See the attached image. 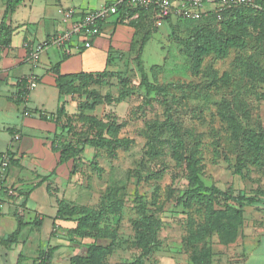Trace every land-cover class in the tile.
I'll use <instances>...</instances> for the list:
<instances>
[{"label":"rangeland","instance_id":"374dc122","mask_svg":"<svg viewBox=\"0 0 264 264\" xmlns=\"http://www.w3.org/2000/svg\"><path fill=\"white\" fill-rule=\"evenodd\" d=\"M244 19L236 30L237 45H211L208 54H201L199 72L176 40L191 37L196 25L177 20L176 28L158 30L155 23L158 31L140 62L132 61L135 52L112 58L106 68L112 77L68 95L76 108L67 104L74 124L65 143L96 134L99 124L105 125L106 136L125 141L120 147H86L69 179L56 186L67 207L78 216L93 213L92 224L114 234L113 241L101 240L112 243V249L97 258L99 264H129L143 254L137 236L145 216H151L155 235L144 264H192L204 249L208 264H242L258 244L264 205L245 208L241 217L229 213L223 220L230 221L229 227L218 230L206 205L182 199L190 186L187 158L192 156L205 185L264 200V157L238 152L237 134L222 117L228 103L239 116L250 117L251 128H264V14L252 11ZM138 65L155 84L171 87L169 103L174 118L183 122V147L168 131L155 137L152 128L165 119V102L145 98ZM241 163L247 167L238 175ZM56 187H50L52 193ZM213 206L227 207L219 201Z\"/></svg>","mask_w":264,"mask_h":264},{"label":"crops","instance_id":"0c3cea01","mask_svg":"<svg viewBox=\"0 0 264 264\" xmlns=\"http://www.w3.org/2000/svg\"><path fill=\"white\" fill-rule=\"evenodd\" d=\"M114 2L24 0L10 16L15 29L12 41L8 47H0V155L8 154L14 161L9 178L18 195L0 196V264H40L41 254L50 249L54 250L52 264H74V257L87 255L89 241L73 234L77 223L59 217L61 197L56 186L69 179L71 162L58 165L60 154L54 148L66 134L60 128L62 123L57 125L56 114L62 102L66 113L71 114L74 110L70 111L67 104L74 108L75 103L68 96L61 97L53 68L58 65L61 75L104 71L112 58L129 55L133 40L140 37L136 35L140 29L130 22L139 26L159 18L153 12L128 17H121V12L112 15L102 21V26L98 24L95 36L82 40L91 42L89 49L83 47L80 38L75 40L79 48L75 43L57 47L50 41L71 25L61 19L59 8L76 9L79 21L89 12L112 7ZM5 8L6 0H0V23ZM177 20L172 17L170 24L176 25ZM170 24L161 20L158 30L164 25L171 29ZM39 48V58H32ZM31 76L38 82L34 89L28 88ZM25 90L28 96L24 100L21 92ZM51 186L56 187V193H52ZM18 216L28 225L17 242L8 244L6 240L18 227ZM257 235L258 244L242 264H264V227L258 229Z\"/></svg>","mask_w":264,"mask_h":264},{"label":"trees","instance_id":"16d2710c","mask_svg":"<svg viewBox=\"0 0 264 264\" xmlns=\"http://www.w3.org/2000/svg\"><path fill=\"white\" fill-rule=\"evenodd\" d=\"M24 0H6V8L3 19L0 23V47H8L11 44L12 36L14 34L15 29L13 28L10 22V16L16 11V9L22 5ZM255 13L259 15L264 14V0H253L251 5L247 6H239L235 7L229 11H227L221 21H217L216 19H205L200 22H192L186 21L182 19L183 22H189L191 24L196 25V31L194 34L189 36V38L183 40L181 38H176L177 42L180 43L183 47H185V52L190 55L192 69L196 70L195 72L200 71V64L202 60V55L209 53L210 46L219 45L220 47L225 48L227 45L233 46L237 45V37L240 35L237 33V28L240 29L243 27V21H245V16L249 14V12ZM122 14L121 17L132 16L136 13L144 14V13H152L156 16L157 13L153 9H144L141 7H132L126 4H121L118 6V13ZM120 17V18H121ZM159 21L165 20L170 24L171 17L166 19H158ZM159 21L155 19H150L146 24H138L130 22V25L139 28L140 31H137V37L132 42V46L129 55L134 53V61L140 62L142 58V52L150 41L153 33L157 31L156 25ZM204 25L200 28V23ZM217 23V26H220L219 30L215 29L212 23ZM103 22H100L101 25ZM214 24V23H213ZM102 26V25H101ZM170 27L176 28V25H171ZM214 28V29H213ZM247 28V25H246ZM143 32V33H141ZM245 32V31H244ZM140 64V63H139ZM138 69L141 76V89L144 92V96L147 100H152L153 96L159 97L165 102V119L163 122L159 124H155L152 128L158 136H162L166 133V131L170 132L172 135V140L176 141V145L183 147L185 145L183 135H185L184 129L181 127V121L176 120L174 118L173 109L171 107L170 99V86H158L153 81H151L147 72L143 69V66L138 65ZM54 73L56 74V83L57 87L60 91L61 97L68 96L75 92V90L81 91L85 87L94 85L102 80H105L109 77H112V73L104 70L101 72H92V73H77V74H69V75H61L59 72L58 65L53 68ZM78 86V88H77ZM26 91V90H25ZM24 91V92H25ZM21 92V95L22 93ZM94 93L91 92L90 95ZM92 100V98H91ZM94 104L90 106V110L94 109ZM57 125H60L62 132L67 134V130H69L70 126H73V116L68 115L66 113L65 102L61 103V106L57 112ZM229 124L232 132L238 137L237 151L240 150L249 152L253 154L257 158L264 157V128L253 129L251 128L249 121L250 117L248 115L239 116L236 114L231 105H226V108L223 112L222 116ZM101 129L99 132L92 136H87L84 138H79L76 142L72 141L69 143H65V138L61 140L56 149L59 154V163L61 166L63 164L71 162V171L70 176L75 167V163L80 159L82 154L85 151L86 147H102L107 146L108 148L120 147L123 146L125 141L123 139L113 138L106 136L104 126L99 124ZM165 132V133H164ZM160 138V137H159ZM157 138V139H159ZM71 141V139H70ZM152 141H155L152 140ZM11 158V156H10ZM258 161V160H255ZM14 161L11 158V164ZM188 171H189V180L190 186L185 191L182 196L183 200L193 201L199 206L208 207L210 211V218L215 222V229L224 228L226 230L229 227L230 221L224 222V218L229 219V213L231 216L241 217L243 211L247 207H252L256 205H264V200L257 196H247L243 193H239L237 196L229 193L228 191H224L216 186H207L204 184L200 177L199 167L197 165L196 160L191 156L187 158ZM247 163L238 164L236 168V173L238 175L243 174V169L247 166ZM11 167V165H10ZM54 174V172H53ZM45 179L42 181L44 182ZM27 201V197L25 201L22 203V206L25 207ZM214 201H219L222 205H226L224 211L214 210L213 203ZM229 205H232V208H229ZM223 207V206H222ZM71 209V210H70ZM144 212V210H142ZM144 214V213H143ZM59 217L62 219H70L74 220L77 223L76 228L73 231V234L79 239L90 240L91 243L87 244V255L85 256H76L72 259L74 264H99L97 258L101 254H109L112 249L111 244H103L101 240L105 238L108 241H113L114 234L112 233H103L97 227H95L92 223L95 222V216L93 213H86L85 215H79L76 213L75 209L71 207H67L65 203L60 201L59 203ZM18 227L16 231L10 235V237L6 240L8 244H14L17 242L20 233L22 230L28 225L25 223L21 216H18ZM140 230L137 236L140 244L143 245V254L134 262L129 264H144L143 257L148 255L151 251V247L153 246V240L155 235V230L152 229L153 222L151 221V216L144 217L140 222ZM53 249L48 251H44L42 255V262L40 264H52L53 257ZM208 253L207 250H203L200 254L193 256L192 264H208L207 259Z\"/></svg>","mask_w":264,"mask_h":264},{"label":"built area","instance_id":"2783aa9c","mask_svg":"<svg viewBox=\"0 0 264 264\" xmlns=\"http://www.w3.org/2000/svg\"><path fill=\"white\" fill-rule=\"evenodd\" d=\"M253 0H115L114 5L109 8L94 10L80 17L74 8H59L58 14L66 23H71L70 27L63 33L56 35L50 42L57 47H66L74 44L76 38L82 40L89 39V36H95L98 33V24L106 21L112 15L117 14L118 6L126 4L132 7H141L144 9H153L159 19L174 17L186 21L200 22L205 19H216L221 21L223 15L239 6L251 5ZM89 37V38H87ZM85 49L92 47L91 42H82ZM76 44V43H75ZM74 44V45H75ZM76 48L80 46L75 45ZM41 49H37L32 58L38 59ZM37 80L31 76L28 78V88L34 89L37 86ZM27 91L22 93L21 98L26 99ZM29 113L26 112V115ZM11 158L8 154L0 155V196L4 193L8 197L17 196V189L14 182L9 178V169ZM21 211V210H20Z\"/></svg>","mask_w":264,"mask_h":264}]
</instances>
